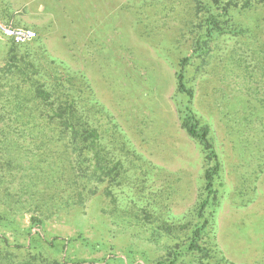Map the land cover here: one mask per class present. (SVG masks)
Returning a JSON list of instances; mask_svg holds the SVG:
<instances>
[{
	"label": "rangeland",
	"instance_id": "obj_1",
	"mask_svg": "<svg viewBox=\"0 0 264 264\" xmlns=\"http://www.w3.org/2000/svg\"><path fill=\"white\" fill-rule=\"evenodd\" d=\"M190 2L0 0V24L36 32L19 46L35 58L41 73L70 72L75 86L83 85L84 111L101 109L112 118L116 127L96 115L98 125L110 129L102 141L115 149L126 169L112 187L115 202L101 184L84 206L44 219L41 228L30 224L27 204L14 211L0 201V235L21 246L17 253L58 259L120 255L137 264H152L163 255L137 236V227L114 224L106 212L144 207L177 222L198 201L203 156L199 143L180 127L176 101L187 98L175 89L179 59L189 48L182 22L190 15ZM263 16L264 6L239 20L262 40ZM237 41L222 37L215 67L198 75L188 67L186 76L194 89L191 106L209 124L221 163L216 244L233 264H264V108L235 88L225 75L226 61L219 60ZM11 44L0 33V65ZM10 191L20 193L15 184ZM175 264L196 263L187 255Z\"/></svg>",
	"mask_w": 264,
	"mask_h": 264
},
{
	"label": "trees",
	"instance_id": "obj_2",
	"mask_svg": "<svg viewBox=\"0 0 264 264\" xmlns=\"http://www.w3.org/2000/svg\"><path fill=\"white\" fill-rule=\"evenodd\" d=\"M263 6L264 0L190 2V15L182 22V38L189 42V48L179 59L175 89L187 98L176 101L180 127L199 143L203 156L198 201L177 222L162 219L144 207H113L106 212L114 224L137 227L138 237L143 235L144 241L164 252L152 264H175L187 255L193 256L196 264H233L219 250L213 229L218 187L222 186L221 163L209 124L191 106L194 89L186 71L192 67L198 75L215 67L220 39L234 37L236 45L219 59L226 61L225 75L240 93L264 108V31L260 40L239 20L243 13ZM19 45L12 41L0 65V201L9 202L14 211L27 204L33 214L30 224L41 228L44 219L84 206L101 184L104 195L115 202L112 187L120 184L126 169L116 158L115 149L102 141L110 129H102L96 115L116 127L108 113L101 109L96 114L85 112L80 94L83 85L75 86L74 75L51 70L41 73L35 58ZM109 138L113 145V135ZM13 184L19 194L10 191ZM0 240V264H137L120 255L58 259L41 252L21 254L16 252L20 245L7 242L2 235ZM49 244L53 246L52 241Z\"/></svg>",
	"mask_w": 264,
	"mask_h": 264
},
{
	"label": "built area",
	"instance_id": "obj_3",
	"mask_svg": "<svg viewBox=\"0 0 264 264\" xmlns=\"http://www.w3.org/2000/svg\"><path fill=\"white\" fill-rule=\"evenodd\" d=\"M0 33L17 44L27 43L36 37V32L30 28L12 27L3 24H0Z\"/></svg>",
	"mask_w": 264,
	"mask_h": 264
}]
</instances>
